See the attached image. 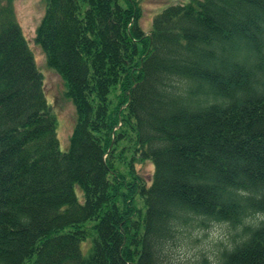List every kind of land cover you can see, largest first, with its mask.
<instances>
[{"label":"trees","instance_id":"1","mask_svg":"<svg viewBox=\"0 0 264 264\" xmlns=\"http://www.w3.org/2000/svg\"><path fill=\"white\" fill-rule=\"evenodd\" d=\"M44 3L35 43L75 121L60 151L0 0V264H170L169 246L219 223L240 240L213 264H264V222L243 225L264 214V0H187L148 33L137 0Z\"/></svg>","mask_w":264,"mask_h":264},{"label":"rangeland","instance_id":"2","mask_svg":"<svg viewBox=\"0 0 264 264\" xmlns=\"http://www.w3.org/2000/svg\"><path fill=\"white\" fill-rule=\"evenodd\" d=\"M141 9L139 26L141 30L148 33L150 24L155 15L170 5L184 4L187 0H137ZM44 0H13V11L21 34L33 56L37 70L42 81V91L50 112L56 120L55 133L59 143V150L63 151L68 144L72 127L75 121L74 108L64 95L65 87L61 78L53 70L47 67L45 56L40 47L35 43V29L43 16ZM120 167V166H119ZM125 172L123 168H119ZM152 166L149 162L133 164V172L148 186L152 175ZM77 200L82 203V195L77 187H74ZM138 207L140 204L138 203ZM264 222V214H257L243 221L245 226H256ZM94 222L85 224L86 238L80 244V254L87 257L91 241L95 237L90 227ZM236 230L227 224H211L207 229L195 231L189 237L178 239L169 246L170 264H196L201 258H206L211 264L214 263L216 254L222 248H229L240 238L235 237Z\"/></svg>","mask_w":264,"mask_h":264}]
</instances>
